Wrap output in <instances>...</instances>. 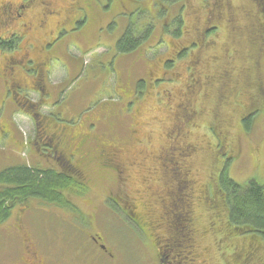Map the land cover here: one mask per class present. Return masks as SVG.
<instances>
[{
	"label": "rangeland",
	"instance_id": "1",
	"mask_svg": "<svg viewBox=\"0 0 264 264\" xmlns=\"http://www.w3.org/2000/svg\"><path fill=\"white\" fill-rule=\"evenodd\" d=\"M23 1L0 0V4L11 2L15 5ZM34 1L40 3L43 0ZM50 1L53 3V10L61 15L71 3V0ZM145 1L135 4L130 12L124 10L129 13L126 15L129 20L117 18L112 29L101 32L98 38L96 29H91L95 25L92 21L95 15L90 11L93 6L86 9L92 21L88 22L92 31V45L76 40L68 48V55H57L58 61L50 64V96L41 98L31 91H14L8 95L7 87L10 83L4 77L3 71L7 65L4 57L13 54H0V171L20 163L21 159L33 166L52 167L50 164H55L53 159L45 156L43 146L42 152H36L43 145L37 124L39 120L20 110L13 111L14 102L38 105L40 115L51 118L54 114L53 117L59 123L68 124V127L77 130H85L88 122L94 117H100L106 108L112 106L111 113L116 119L113 123L116 129L132 122L137 127L138 141L150 139L147 144L137 140L134 144H128L125 146L127 152L121 157L127 173L125 192L128 196L136 197L141 207H148L151 196L145 191L141 181L152 176L149 172L153 173L150 170L157 167V164L150 158H137V151L146 149L155 153L159 150V144L162 143L159 132L168 127L167 109L174 107V102H178L180 97H185L183 94L180 96L178 91L186 87L185 79L192 76V72L187 75V66L181 61L179 65H175L174 74L175 67L168 68L169 74L164 79H159L163 71L161 63L171 59L174 51L181 46H187L185 39L172 40L171 34L181 28L182 33H187L188 38L194 39V35L191 36L192 26L199 22L212 25L216 30L213 35L215 41L212 40L213 44L203 49L201 63L193 68L198 75L197 79H201L196 82L197 86L191 93L196 104L194 114L199 125H193L188 130L193 141L199 145L198 153L191 162L192 178L196 181L195 189L202 193L204 186L209 183L213 186L212 189L205 188L208 192L204 191L208 194L211 191L217 193L215 176L222 167L217 154L218 140L223 146L230 148V154L238 156L230 166V174L238 184L246 185L250 180L264 184V95L263 100L259 99V103L250 113L252 118L248 122L253 130L247 133L250 134L249 137L239 131L240 126L245 129L243 120L248 117H240L254 100L253 88H264V38L261 36L264 26L255 0H224L223 11L226 15L222 19L218 18V9L215 8L217 0H153L154 9L150 13H145ZM98 3L107 7L108 13L120 9L117 7L118 3L111 0H98ZM185 4L191 8V12L184 9ZM41 5L37 4L35 7L40 9ZM84 6L88 7L86 3L82 5L83 8ZM181 9L184 23L179 19ZM221 13L224 14L222 11ZM128 23L132 25L134 35L144 36L151 33L150 43L155 41V47L151 50L148 48L149 42L145 41L141 45L144 52L141 49L133 56L120 55L117 41L125 34ZM164 29H168L169 33H164ZM0 33L5 34L3 30ZM41 36L42 34H37L38 39ZM196 44L199 45V42ZM143 53H147V62L143 60ZM150 69L154 72V76L150 78L154 80L147 75L151 72ZM170 74L175 82H171ZM20 76L21 74L19 79L22 77ZM138 81H143L144 85L137 87ZM25 83L21 82L23 88ZM58 94V103L63 106L56 110L57 104L53 101ZM125 107L127 116L132 117L119 121L117 113L125 111ZM238 140L241 143L239 146ZM38 156L44 161H40ZM92 165L93 163L87 162V171ZM87 171L86 176L90 178L91 174ZM99 182L95 180L94 184L93 181L92 184L89 183L88 192L81 196L76 195L74 201L85 213L97 210L93 226L95 230H90L92 234L104 237V243L110 254L114 255L113 258L99 255L85 235L74 228L76 217L45 202L32 200L17 207L11 218L0 225V264H17L23 253L24 242L33 247L29 243L31 241L37 245L35 253L49 264H159L153 235L147 231L143 233L137 227L135 215L130 218L122 214L110 207V202L103 206L106 192L105 189L102 191V187H97ZM107 195L108 193L106 197ZM123 195L127 196L125 193ZM219 197L221 198L220 194ZM135 204L140 207L139 203ZM226 207L225 203H220L219 215L211 207L200 203L193 210L197 231L195 243L201 257L208 264H236L233 259L229 262L233 253L230 246L237 240L225 234L228 214ZM138 210L142 211L140 208ZM16 229L21 231L17 232ZM257 236L264 240V235ZM252 264H264V253Z\"/></svg>",
	"mask_w": 264,
	"mask_h": 264
},
{
	"label": "trees",
	"instance_id": "2",
	"mask_svg": "<svg viewBox=\"0 0 264 264\" xmlns=\"http://www.w3.org/2000/svg\"><path fill=\"white\" fill-rule=\"evenodd\" d=\"M112 1L113 3H119L122 11L125 10L126 12H130V9L134 8L135 4L137 5L138 3L144 2L145 0H141L140 2H138L139 0H111V2ZM255 2L262 15L264 26V0H255ZM218 3V1L215 2V4H217L215 8L218 9V18L222 19L226 14L222 9L224 6L219 5ZM86 4H94L93 11H95V13L98 12L97 14L102 12V10L107 12L108 9L105 6L98 5V0H96L94 3H90V1L86 0ZM144 4V7L146 9L145 13H150V11L154 9L153 0H146ZM185 8H187L188 11L191 12V8L186 7V4L184 6V9ZM125 11L124 13H126ZM221 11L224 12V14H222ZM182 14L183 13L181 9L179 19L182 23H184ZM126 15H129V13H126L125 15L122 14L119 16L125 18L124 20L127 21L129 20V17H127ZM204 24H200L199 22L193 23L191 36L194 35V39L188 38V36H186L187 33H182L181 28L176 30L175 33H172L170 36L172 40L185 39L187 41V46H179L180 49L178 48L174 51L171 59H166L161 63L162 67L164 65V73L168 75V68H173L175 67V65H179L182 61L187 66V75L192 72V76H188V78L185 79L186 87L184 89L181 88L180 91H178V94L181 93L179 94L180 96H182L183 94L185 97H180L178 102H174V107L167 109L169 111L167 124L168 127L164 130L162 129L163 131L159 132V137L161 139V142L163 143L159 144V150L163 149V153L166 154V156L163 154V159H159L157 158V153L159 150L155 153L148 152V150L146 149L139 150L140 152H143L141 158H150L151 161H154V163L157 164V167H154L150 170L153 171V173L149 172L150 175H152L151 177H149V179L152 180L153 185H156L155 188H157L158 186H161L160 188H162L164 186V183L166 184L167 181L165 180V178L167 174L177 179L178 177L176 175V171L182 172L183 170H186L189 172V166V178L195 182L194 178H192L193 171L191 162L194 160V157L198 153L199 145H196L195 141H193L192 135L189 134L188 130L193 125H199L195 118L194 112L196 111V104L194 103V98L191 97V93L193 89H195L197 86L196 82L200 81L201 79H197L198 75H196V72L194 73L193 68L199 66V64L201 63V60L203 59V49H206L207 46L213 44V35H215L216 30L214 26H208ZM114 25L115 23H112L109 30H111ZM128 25L129 27L126 30L125 34L122 36V38L117 41V49L120 55L133 56L134 54H138L139 51H141L142 46L145 44V41L146 43L149 42L148 48H150L151 50L155 47V41H153L154 44L150 43L152 39L151 33H147L144 36L134 35L132 25H130V23H128L127 26ZM164 33H169L168 29H164ZM261 36L264 38V33ZM98 37L99 36H97V38ZM197 42H199V45L196 44ZM158 43H161V41ZM15 44L16 42L11 41L8 44L7 49H13ZM85 44L91 46L92 42L90 41ZM194 47L197 48L194 49ZM142 51L144 52V48L142 49ZM146 54L143 53L144 62H147L145 61ZM181 59H183L184 61ZM175 70L176 67L174 68L172 74H174ZM172 74H170V76ZM147 75L149 78L152 77L149 73ZM165 76L163 77L162 75V77H160L159 79H164ZM171 78L172 76L170 77V79ZM150 79L154 80L153 78ZM143 81H141V83L138 81V84L136 86L139 87L144 85ZM173 81L175 82V79L171 82ZM7 94L10 95V93ZM263 95V87L262 89L257 87L253 88L252 99L254 100L253 102H250V104L248 103L249 106L247 111L240 117V119L248 117V119L243 120L245 129H243L241 126L239 128V131H241V133H243V135H245L246 137H249L250 134L248 135L247 133L253 130L250 127V122H248V120L252 118L250 117V113L253 107L259 103L258 100H263ZM15 103L16 105H14ZM261 103L263 105V102ZM62 106V104L60 106L55 105V108L57 110L58 107L62 108ZM111 107L112 106L106 108L103 113L105 112L111 117L109 123L112 125L116 121V119L111 113ZM126 108L127 107L124 108L125 111H118L117 116L119 113L124 115V118L119 119V121L127 120L128 117L129 119H131L132 115L127 116L128 111L126 110ZM14 109L20 110L23 113L25 112L30 115H33L35 117V120H39L37 121V124L39 126V135L41 131V126H43L44 124L50 125L52 129L72 128L68 127V124L59 123L55 119V117H53L54 114L51 115V118H48L46 116L44 117V115H40L38 112V109H40L39 106L32 105V103H28L25 105L14 102L12 104V110L14 111ZM54 113H56V111ZM52 124H54V126L56 127L52 126ZM88 124L89 122L87 123V125ZM113 125L114 127H116L115 124ZM254 126L255 124L253 125V127ZM120 127L123 128V132L119 136H124L123 142L125 144L123 145L122 153L124 155L125 151L127 150V148L125 150V146H127L128 144H134L133 140L130 138V132L135 131L137 133V127L132 122L128 125H120L118 128L120 129ZM236 141L237 139L235 138V142ZM145 142L146 144L150 143V139L147 138V140H142L143 144ZM239 143L240 140H238V146ZM41 144L43 145H40L39 149H36V152H42L41 148L43 146V149L45 150V156L48 157V159H53L55 161V164H50V166L52 167H41L40 165L33 166L29 162H26L25 159H21L20 163L16 165H10L0 171V225L4 224L11 218L12 214L14 213L17 207H20L32 200L45 202L50 206L63 209L69 215H73L74 217H76L75 223H72L74 225V228L85 235L87 240H89L88 242L94 248H96L99 255H104L109 258H113L114 255L110 254L108 247L104 243V237L101 236L103 238L101 243L106 246V252L100 249L99 246L95 244L90 238V236H94L91 230L94 229L93 226L96 220L97 210H92L94 214L91 213L93 215V219L90 224L88 222V219L83 216L84 211L79 209L74 201V197L76 195L81 196L82 194H86L88 192L89 183L92 184L93 181L94 184L95 180H98L100 182L97 187H102V191H104L105 189L106 194L108 193L107 197L105 194L104 200L102 201V205L104 206L106 205V203L110 202V207H113L122 214L127 215L130 218L135 215L136 220L138 221L137 227H139V229H141L143 233L147 231L153 235V240L155 241L154 245L157 249L158 262L159 264H161L159 259V251L157 248V241L160 239L161 241L168 242L169 240L168 236L171 233V227L168 212L170 209H173V207H168L167 202L162 204L155 203L153 201V196L150 194V191V204L148 205V207L146 205L141 207L140 202L139 200H137L136 197L128 196V194L125 192V184L121 180L119 183V175L115 172V170L111 168L105 169L97 162L98 160L93 156H91L84 162V165L83 167H81L79 172L74 168L73 163H70L69 161L60 160L57 157L52 156L49 147L46 145L45 141H42ZM186 144L191 147V153H189L188 157H183L181 155L183 154L182 151L187 148ZM217 147V154L219 155V160L222 164V167L219 170L220 172L215 176V189L217 193H215L214 191H211V194L206 193V191L208 192V190H206L205 188L212 189L213 187L209 183L204 186V190L206 191L203 190L202 193H199L195 189L196 183L190 185L189 189L186 190L187 193L190 190V198H192L191 207H189L188 209L189 217L187 227L191 228L193 236L191 237V243H185L186 245H184V248L182 249L181 257H176L174 259L169 258L166 260L165 257H162L166 264H208V262L201 257L199 249L195 243L197 231L195 228V213H193V210L195 211L197 203H200L206 207H211L210 209L217 212L218 215V207H220V203L222 202L226 204L228 214L226 220L223 219L225 220L226 225L225 234L231 236V239L232 237H235V239L237 240L230 246L233 253L231 255V258L229 259V262L233 259L236 264H252L253 261L256 260V258L261 257L262 253H264V240L259 239L257 236L258 234L264 235V184H261L256 180H250L246 183V185L238 184L230 174V166L234 162V160L238 158V156H233L232 154H230V148H227V145L223 146V144L219 140L217 141ZM220 153H222L223 155L220 156ZM169 155L175 156L174 161L179 162L178 165H176V163L174 164L172 162V159H166ZM38 157L40 161H44L41 160L40 156ZM137 158H139L138 151ZM87 162L93 163V165L89 168L90 170H88L91 174L90 178L87 177L85 173L87 171L85 167ZM182 162H184V164H182ZM180 164L181 166H179ZM116 166L117 165L115 164V167ZM119 166L122 170H124L123 164L120 163ZM131 166L135 167L137 165ZM151 180L149 181V185H151ZM124 193L127 196H124ZM219 194L221 198L219 197ZM194 202H196V204ZM135 203H139L140 207ZM139 208L142 209L141 212L140 210H138ZM16 231L20 232L21 230L16 229ZM156 232L157 234H155ZM29 243L33 246L34 251L36 252V243L34 244L32 241ZM27 246L28 248L30 247L28 243L26 244L24 242V247H22L23 253L22 256L19 257V262L17 264H20L21 261L27 258ZM225 250L227 251V248H225ZM94 259L95 258H93V260ZM250 261L252 262L250 263Z\"/></svg>",
	"mask_w": 264,
	"mask_h": 264
},
{
	"label": "flooded vegetation",
	"instance_id": "3",
	"mask_svg": "<svg viewBox=\"0 0 264 264\" xmlns=\"http://www.w3.org/2000/svg\"><path fill=\"white\" fill-rule=\"evenodd\" d=\"M88 1L94 3L96 0ZM217 1L219 5H225L224 0ZM84 3H86V0H71L62 15L53 10V3L50 0H43L40 3H36L34 0H24L23 3L15 5L11 2L0 4V30L5 33H0V54L7 52L13 54L10 57H4L5 61H7L6 69L3 71L5 72L4 77L9 79L10 83V86L7 87V93L31 91L38 94L41 98L45 97V95L50 96V88L48 87L50 64L58 61L56 60L58 59L57 55L60 53L68 55V48L76 40L84 43L90 42L92 37L91 29L94 30L95 28L99 34L98 36H100L101 32L109 30L111 24L115 23L117 18H120L119 15L124 14L119 3L117 7L120 9H114L109 13L102 10L99 13L100 15L97 14L98 12L95 13L93 11L94 8L91 6L94 4L83 8L82 5ZM37 4H42L40 9L35 7ZM89 8L95 15L92 20L95 25L91 29L88 22L92 21H90L89 15L86 13V9ZM37 34H42V36L38 39ZM11 41L16 42V44L13 49L9 50L7 47ZM19 74L22 76H20V79L18 78ZM149 74L152 77L154 76L152 71ZM162 75L164 77L166 73L162 71ZM21 82H26L24 88ZM58 97L59 94L53 102L58 103ZM110 118L104 112L100 117H94L85 130L72 129L73 127L70 129H52L50 125L44 124L41 126L40 137L49 147L52 156L73 163L77 171L80 172L84 162L93 156L105 169L111 168L115 170L119 175V183L120 180L125 181L126 185L127 173H125L124 167V170H122L119 166L120 163L123 164L121 157L123 156V145L125 143L123 142L124 136H119L123 132V128L120 127L119 130H116L114 125L112 126L109 123ZM118 118L123 119L124 115L119 113ZM130 134V138L134 143L135 140L138 141L135 131H131ZM138 142L142 143V140ZM190 149L191 147L187 146L182 151L183 154L181 156L188 157L189 153H191ZM142 153V151H138L139 158H141ZM163 154V149L159 150L157 158L163 159ZM164 155L166 156V154ZM166 159H172V162L176 163V165L179 163L174 161V155H169ZM115 164L117 165L116 167ZM176 175L177 179L167 174L165 178L167 182L166 184L164 183L162 188H160L161 186L155 188V185H148V181L151 180L149 178H143L142 181L145 191L147 193L150 191L155 203L162 204L167 202L168 207H173L168 212L171 227V233L168 236L169 240L168 242L160 239L157 241L161 264H166L164 257L165 260L181 257L185 243H191V237L193 236L191 228L187 227L188 209L191 207L192 198H190V190L188 193L186 190L189 189L190 185L195 184L196 181L194 182L189 178L190 174L186 170L182 172L176 171ZM91 213L94 214L93 211ZM91 213L84 212L83 215L90 224L93 219ZM90 238L100 249L107 251L106 246L101 243L103 240L101 236L94 235L90 236ZM26 250V253H28L27 258L21 261L20 264H49L44 258H39L33 247L28 248L27 246Z\"/></svg>",
	"mask_w": 264,
	"mask_h": 264
},
{
	"label": "bare ground",
	"instance_id": "4",
	"mask_svg": "<svg viewBox=\"0 0 264 264\" xmlns=\"http://www.w3.org/2000/svg\"><path fill=\"white\" fill-rule=\"evenodd\" d=\"M182 103V102H181ZM183 105V104H182ZM215 134V133H214ZM180 231V230H179ZM181 232V231H180ZM184 237V236H183Z\"/></svg>",
	"mask_w": 264,
	"mask_h": 264
},
{
	"label": "crops",
	"instance_id": "5",
	"mask_svg": "<svg viewBox=\"0 0 264 264\" xmlns=\"http://www.w3.org/2000/svg\"><path fill=\"white\" fill-rule=\"evenodd\" d=\"M58 105V104H57Z\"/></svg>",
	"mask_w": 264,
	"mask_h": 264
}]
</instances>
